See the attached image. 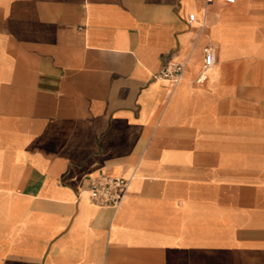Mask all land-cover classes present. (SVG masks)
Here are the masks:
<instances>
[{
    "label": "crops",
    "instance_id": "obj_1",
    "mask_svg": "<svg viewBox=\"0 0 264 264\" xmlns=\"http://www.w3.org/2000/svg\"><path fill=\"white\" fill-rule=\"evenodd\" d=\"M0 264H264V0H0Z\"/></svg>",
    "mask_w": 264,
    "mask_h": 264
},
{
    "label": "built area",
    "instance_id": "obj_2",
    "mask_svg": "<svg viewBox=\"0 0 264 264\" xmlns=\"http://www.w3.org/2000/svg\"><path fill=\"white\" fill-rule=\"evenodd\" d=\"M233 3L235 0H225ZM196 21L194 13L188 15V23ZM215 63V53L211 47L204 49L203 70H207ZM185 63L183 60L175 59L165 62L154 74V78L166 80L174 85L182 77ZM129 179L121 175H109L101 173L90 177L86 188V194L90 203L97 206L110 207L117 209L123 202L128 186Z\"/></svg>",
    "mask_w": 264,
    "mask_h": 264
}]
</instances>
